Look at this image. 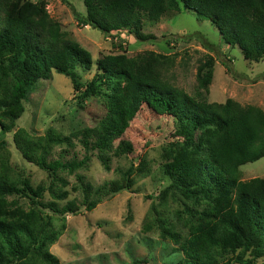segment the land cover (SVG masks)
I'll use <instances>...</instances> for the list:
<instances>
[{
  "label": "trees",
  "instance_id": "16d2710c",
  "mask_svg": "<svg viewBox=\"0 0 264 264\" xmlns=\"http://www.w3.org/2000/svg\"><path fill=\"white\" fill-rule=\"evenodd\" d=\"M83 2L86 15L76 17L84 26L106 35L127 31L141 42L156 39L144 33L145 21L159 23L183 7L210 21L223 43L238 47L245 60L264 61V0ZM47 6L46 0H0V149L3 136L25 112L24 102L40 81L52 78L53 71L69 78L80 107L92 97L107 99L106 114L97 127L82 131L87 157L112 153L114 143L123 138L144 107L182 120L196 139L183 146L175 160L164 163L162 171L171 182V191L207 206L202 211L186 206V217H182L187 236L167 230V238L174 243L186 238L183 257L176 264H264V177L242 180L240 171L264 158V110L234 98L225 103L207 101L213 82V71L207 70L212 57L197 71L202 100L166 79L177 54L149 51L135 57L127 52L102 56L96 59L93 78L82 82L79 70H92V56L67 38ZM65 140L72 146V140ZM83 166L73 162L67 168L74 172ZM17 186L0 171V200L16 192ZM41 209L39 205L27 212L0 205V264H38L34 255L47 264H59L48 251L58 234ZM142 261L134 264L147 263Z\"/></svg>",
  "mask_w": 264,
  "mask_h": 264
},
{
  "label": "rangeland",
  "instance_id": "374dc122",
  "mask_svg": "<svg viewBox=\"0 0 264 264\" xmlns=\"http://www.w3.org/2000/svg\"><path fill=\"white\" fill-rule=\"evenodd\" d=\"M46 1L48 12L60 22L67 38L92 56V70H79L82 82L93 78L96 59L102 56L127 52L135 57L149 51L177 54L166 79L202 100L197 71L212 57L207 70L213 71V82L207 101L225 103L234 98L264 110V61L245 60L238 47L225 45L218 29L193 11L181 7L179 13L167 14L159 23L145 21L144 33L156 39L141 42L127 31L106 35L84 26L76 17L86 15L83 0ZM24 108L14 129L3 136L0 171L18 189L0 200V205L27 212L41 205L58 234L48 251L59 264H134L136 260L147 262L139 264H176L182 259L186 238L174 243L166 232L173 229L187 236L182 217L186 206L192 211L207 206L171 191V182L162 171L164 163L175 160L182 147L196 139L182 120L144 107L123 138L114 143L112 153L90 158L82 131L96 128L106 114L103 95L80 107L69 78L53 71L51 79L38 83ZM73 162L84 166L71 172L67 167ZM240 171L242 180L263 178L264 158ZM34 256L35 263L47 264Z\"/></svg>",
  "mask_w": 264,
  "mask_h": 264
}]
</instances>
